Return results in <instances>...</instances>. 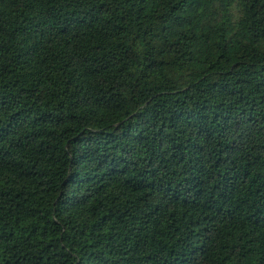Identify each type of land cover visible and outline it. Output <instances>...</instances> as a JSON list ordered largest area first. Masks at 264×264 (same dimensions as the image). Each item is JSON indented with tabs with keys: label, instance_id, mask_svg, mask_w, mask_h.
Instances as JSON below:
<instances>
[{
	"label": "trees",
	"instance_id": "1",
	"mask_svg": "<svg viewBox=\"0 0 264 264\" xmlns=\"http://www.w3.org/2000/svg\"><path fill=\"white\" fill-rule=\"evenodd\" d=\"M0 264H264V0H0Z\"/></svg>",
	"mask_w": 264,
	"mask_h": 264
}]
</instances>
